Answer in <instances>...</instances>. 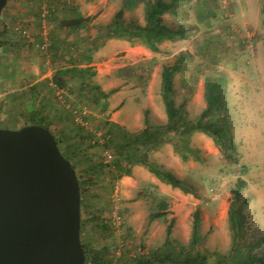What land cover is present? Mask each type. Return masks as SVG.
<instances>
[{
	"label": "rangeland",
	"instance_id": "rangeland-1",
	"mask_svg": "<svg viewBox=\"0 0 264 264\" xmlns=\"http://www.w3.org/2000/svg\"><path fill=\"white\" fill-rule=\"evenodd\" d=\"M131 6L128 0H8L0 16L5 44L0 48V129L26 127L30 112L41 111L66 154L69 145L73 157L86 151L106 164L110 161L106 151L87 148L103 142L107 119L117 120L126 130L125 120L145 125V115L152 125L167 123L161 81L165 67L181 64L173 79L172 99L182 118L191 122L207 107L206 82L223 81L224 116L238 163L226 158L211 138L195 133L190 147L197 159L183 162L172 144L150 155L193 194L163 184L138 165L131 177L118 180L107 172L90 185L81 205L80 239L91 257L133 264L155 251H166L168 237L176 246H189L194 215L199 213L200 243L195 251L214 263L232 248L229 214L239 179L246 186L239 201L245 202V222L238 239L251 246L264 238V0H178L175 14L163 21L173 30L185 28L186 38L164 43L159 53L123 40H102L94 46L101 28L112 25L120 11L124 26L145 25L146 3ZM75 11L91 18L83 29L64 25ZM42 43L49 45L47 50L39 49ZM73 61L114 78L95 81V75L90 80L108 94L101 104L70 76L64 90L45 84ZM37 84L39 89H34ZM80 111H87L88 127L76 123L74 113ZM162 202L167 203L166 210L160 207ZM157 213L166 216L152 220ZM250 251L264 257V243Z\"/></svg>",
	"mask_w": 264,
	"mask_h": 264
},
{
	"label": "trees",
	"instance_id": "trees-1",
	"mask_svg": "<svg viewBox=\"0 0 264 264\" xmlns=\"http://www.w3.org/2000/svg\"><path fill=\"white\" fill-rule=\"evenodd\" d=\"M132 5L130 8L136 7L139 3H146L145 25L144 26H124L121 23L123 12L120 11L115 15V21L112 25L101 28V34L94 39V46L98 45L102 40H123L131 45H139L152 53H159L160 46L166 42H175L186 38L185 28L173 30L164 24L163 17L166 15H174L175 8L178 6V0L167 2L166 0H149L137 1L128 0ZM91 20L90 17L84 18L80 13L75 11L72 19L64 21V25L71 30L83 29ZM2 33H0V48L5 46L1 41ZM99 48V47H98ZM54 59L58 53V47L53 48ZM92 52V49H90ZM89 52V55L90 53ZM90 57V56H88ZM91 58V57H90ZM90 62L91 60L88 59ZM181 71V67L174 65L165 67L162 71V97L167 115V124L162 126L152 125L145 115V128L139 133H130L124 127L107 119L104 124L106 131L103 134V142L95 141L90 143L87 149L100 147L106 152H111L109 163H103L102 160H94L90 158L86 151H81V157L75 156L69 152L67 145V154L62 148V141L50 130L47 123V116L44 112H30L27 126L37 125L48 129L56 138L58 146L63 156L71 163L76 171L80 190L81 205L84 203L88 188L94 182H99L107 172L114 175L116 180L123 177L132 176V168L134 166H143L149 173L157 178L163 184L178 189L184 194H193L180 179L171 172L164 170L158 164L150 160L151 152L158 150L165 144H172L176 154L183 162H188L190 158L197 159L196 152L190 147V139L193 134L201 133L213 140L219 151L229 160L238 163V159L234 157L236 154V146L233 141L231 129L225 119L224 112L226 110V100L223 95V81L206 82L205 98L207 107L201 116L194 122L187 121L182 118L180 113L175 109L172 94L174 92V76ZM96 75L91 67H81L75 61L69 67L55 71L51 80L46 81V85L52 84L54 87L64 90L69 87L67 76L79 81L81 89H88L93 97V101L101 104L108 98V94L103 93L98 85H93L90 80ZM40 85H34V89H39ZM32 90V89H31ZM43 107V105L41 106ZM108 105L105 104V110ZM84 153V154H83ZM81 169V172L78 171ZM246 183L239 179L236 187L233 189V202L229 219L231 222V230L233 233V244L227 255L220 256L214 263L210 262L207 254L201 251H195L200 243L199 233V213H195L193 221L192 236L189 246H176L172 243L170 237L167 238L165 246L166 251H155L150 257L137 259L133 264H264V257L254 256L251 249L264 243V238L251 246H244L238 239L239 232L243 229L245 217L243 215L244 204L239 203L241 191L245 188ZM160 207L167 209L166 202H162ZM166 213H157L152 216V220L164 218ZM83 226V223H81ZM103 228H107L103 225ZM171 227L168 229L170 235ZM248 250H245V248ZM86 264H110L99 256L91 257L86 251Z\"/></svg>",
	"mask_w": 264,
	"mask_h": 264
},
{
	"label": "water",
	"instance_id": "water-1",
	"mask_svg": "<svg viewBox=\"0 0 264 264\" xmlns=\"http://www.w3.org/2000/svg\"><path fill=\"white\" fill-rule=\"evenodd\" d=\"M80 235L79 180L55 136L0 129V264H86Z\"/></svg>",
	"mask_w": 264,
	"mask_h": 264
},
{
	"label": "crops",
	"instance_id": "crops-1",
	"mask_svg": "<svg viewBox=\"0 0 264 264\" xmlns=\"http://www.w3.org/2000/svg\"><path fill=\"white\" fill-rule=\"evenodd\" d=\"M104 50H108V49L105 48ZM104 50H102L103 53H104ZM176 65L180 66L181 64L177 63ZM91 66H93V65H90L89 67H91ZM105 74L110 75V73H100V72H97L96 77H95L94 80L95 81H115V80H113L114 78H108ZM161 81H162V73H161ZM112 122H114V123H116V124L119 125V123H118L117 120L112 121ZM123 124L127 128V131L130 132V133H139V132H141L145 128V125L139 124L138 122L133 121V120H125Z\"/></svg>",
	"mask_w": 264,
	"mask_h": 264
},
{
	"label": "built area",
	"instance_id": "built-area-1",
	"mask_svg": "<svg viewBox=\"0 0 264 264\" xmlns=\"http://www.w3.org/2000/svg\"><path fill=\"white\" fill-rule=\"evenodd\" d=\"M46 14H48V11L44 12V17L46 16ZM23 35H26L25 32H23ZM48 44L47 43H42L41 45H39V49H41L42 51L47 50L48 49ZM75 120L76 123L80 124L81 126L84 127H88L89 123L85 120V116L87 115V111H80V112H75ZM107 158L110 160L111 159V155L107 152Z\"/></svg>",
	"mask_w": 264,
	"mask_h": 264
}]
</instances>
